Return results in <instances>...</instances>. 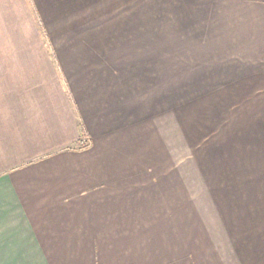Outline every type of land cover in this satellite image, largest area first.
Wrapping results in <instances>:
<instances>
[{
  "label": "crops",
  "instance_id": "1",
  "mask_svg": "<svg viewBox=\"0 0 264 264\" xmlns=\"http://www.w3.org/2000/svg\"><path fill=\"white\" fill-rule=\"evenodd\" d=\"M221 161H264V0H0V264H169Z\"/></svg>",
  "mask_w": 264,
  "mask_h": 264
},
{
  "label": "rangeland",
  "instance_id": "2",
  "mask_svg": "<svg viewBox=\"0 0 264 264\" xmlns=\"http://www.w3.org/2000/svg\"><path fill=\"white\" fill-rule=\"evenodd\" d=\"M225 19L206 12V32L216 24L227 23ZM192 20L197 21V17ZM176 37L177 33L174 41L178 40ZM196 83L197 80L188 83L174 79V105L207 93L181 92L186 89L184 85ZM219 164L217 171L222 175L205 177L206 191L189 194V223L183 226V249L173 251L169 264H264V161ZM184 247L188 255L179 256L185 252Z\"/></svg>",
  "mask_w": 264,
  "mask_h": 264
},
{
  "label": "built area",
  "instance_id": "3",
  "mask_svg": "<svg viewBox=\"0 0 264 264\" xmlns=\"http://www.w3.org/2000/svg\"><path fill=\"white\" fill-rule=\"evenodd\" d=\"M84 143V141H82V143L81 144H83Z\"/></svg>",
  "mask_w": 264,
  "mask_h": 264
}]
</instances>
